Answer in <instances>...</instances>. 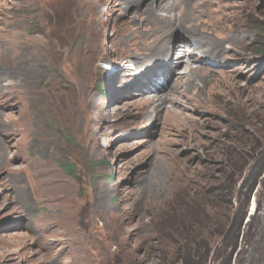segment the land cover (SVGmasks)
Returning <instances> with one entry per match:
<instances>
[{
    "label": "rangeland",
    "instance_id": "374dc122",
    "mask_svg": "<svg viewBox=\"0 0 264 264\" xmlns=\"http://www.w3.org/2000/svg\"><path fill=\"white\" fill-rule=\"evenodd\" d=\"M149 1L0 0V264H264V0H210L137 63ZM224 24L223 63L192 50ZM19 41L33 86L2 62ZM178 47L213 74L180 93Z\"/></svg>",
    "mask_w": 264,
    "mask_h": 264
},
{
    "label": "bare ground",
    "instance_id": "6f19581e",
    "mask_svg": "<svg viewBox=\"0 0 264 264\" xmlns=\"http://www.w3.org/2000/svg\"><path fill=\"white\" fill-rule=\"evenodd\" d=\"M143 1L145 2L147 0H136L137 3ZM209 3L210 0H150L147 8L151 11L150 15L154 18L153 21L155 22V25L151 24L152 21L147 18L148 20L145 21V24H147L146 28L138 27L136 34L134 35L137 40L133 41L132 46L137 48L140 53L135 57L134 61L141 63L144 59L152 55H155L157 58H165L169 62L172 61L174 55L171 54L172 49L165 45V38L170 36L173 30L177 28L183 30L186 34H195V32L189 33L187 29H195L211 24L212 16L208 9ZM179 4L181 11L177 13L176 8ZM92 21L95 20L92 19ZM215 27L218 28L217 26ZM216 30L219 31L218 35L222 36L227 32L226 24L221 25ZM205 32L213 33L211 28ZM227 40L232 41L234 44L238 43L237 37L227 36H222L220 41H215L209 48L203 46V43L201 44L199 41L195 40V38H190L189 42L192 45V50L199 51V56H215L217 61L219 60L223 63V57L221 58L220 55L225 53L224 46ZM92 46L93 44H91V47ZM91 47L86 50L87 57L89 55L92 57L94 47ZM40 51L41 49L39 45L30 43L29 41H19L16 44L6 45V52H4L2 62L4 63L5 70L12 73V77L10 78L14 79L15 83L20 84L21 86L34 85V80L38 77L37 65L41 60ZM181 53H183V49L180 50L178 47V49H176V55L181 57L184 55ZM192 54L193 51H189V54L185 57L179 58L177 61V64L179 65L184 64L185 72L183 73V76H178L179 78L176 83L180 81L181 88H179L176 93L182 92L184 84L190 79H205L213 75L211 73L212 71L209 72L207 68L203 66H195L193 62H198L199 58L195 59ZM203 62H205V60H203ZM55 104L58 103L56 102ZM162 105L163 108H168L166 106V100H164Z\"/></svg>",
    "mask_w": 264,
    "mask_h": 264
},
{
    "label": "trees",
    "instance_id": "16d2710c",
    "mask_svg": "<svg viewBox=\"0 0 264 264\" xmlns=\"http://www.w3.org/2000/svg\"><path fill=\"white\" fill-rule=\"evenodd\" d=\"M186 261V260H185ZM186 264H188V263H186Z\"/></svg>",
    "mask_w": 264,
    "mask_h": 264
}]
</instances>
